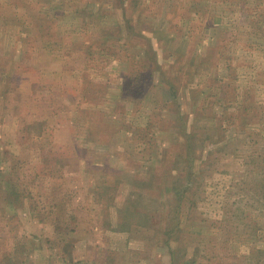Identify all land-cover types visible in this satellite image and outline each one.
Returning a JSON list of instances; mask_svg holds the SVG:
<instances>
[{
	"label": "rangeland",
	"instance_id": "obj_1",
	"mask_svg": "<svg viewBox=\"0 0 264 264\" xmlns=\"http://www.w3.org/2000/svg\"><path fill=\"white\" fill-rule=\"evenodd\" d=\"M0 264H264V0H0Z\"/></svg>",
	"mask_w": 264,
	"mask_h": 264
},
{
	"label": "trees",
	"instance_id": "obj_2",
	"mask_svg": "<svg viewBox=\"0 0 264 264\" xmlns=\"http://www.w3.org/2000/svg\"><path fill=\"white\" fill-rule=\"evenodd\" d=\"M127 11L128 10H126V13L124 12L123 13V16H124V18H126L127 17ZM127 23V22H126ZM130 29H132V28H130ZM2 175V174H1ZM177 228V224L175 225V227L173 228V229H176ZM170 234H172V233H170Z\"/></svg>",
	"mask_w": 264,
	"mask_h": 264
}]
</instances>
